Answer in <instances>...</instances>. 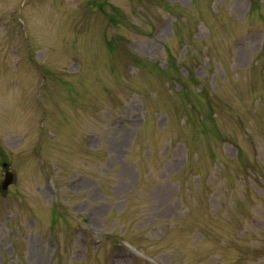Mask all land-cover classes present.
<instances>
[{
	"label": "rangeland",
	"instance_id": "rangeland-1",
	"mask_svg": "<svg viewBox=\"0 0 264 264\" xmlns=\"http://www.w3.org/2000/svg\"><path fill=\"white\" fill-rule=\"evenodd\" d=\"M0 264H264V0H0Z\"/></svg>",
	"mask_w": 264,
	"mask_h": 264
},
{
	"label": "water",
	"instance_id": "water-1",
	"mask_svg": "<svg viewBox=\"0 0 264 264\" xmlns=\"http://www.w3.org/2000/svg\"><path fill=\"white\" fill-rule=\"evenodd\" d=\"M3 165H6V163H4ZM11 180H12V172L9 170H6L5 178L2 182V188H7L8 184L11 182Z\"/></svg>",
	"mask_w": 264,
	"mask_h": 264
},
{
	"label": "flooded vegetation",
	"instance_id": "flooded-vegetation-1",
	"mask_svg": "<svg viewBox=\"0 0 264 264\" xmlns=\"http://www.w3.org/2000/svg\"><path fill=\"white\" fill-rule=\"evenodd\" d=\"M24 32H26V29H23ZM17 35H20V31L16 32Z\"/></svg>",
	"mask_w": 264,
	"mask_h": 264
}]
</instances>
